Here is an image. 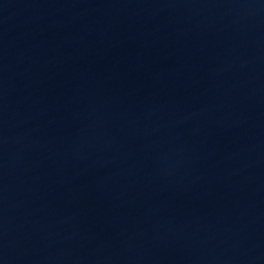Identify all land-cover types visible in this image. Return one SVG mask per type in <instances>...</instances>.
Returning <instances> with one entry per match:
<instances>
[{
  "label": "water",
  "instance_id": "95a60500",
  "mask_svg": "<svg viewBox=\"0 0 264 264\" xmlns=\"http://www.w3.org/2000/svg\"><path fill=\"white\" fill-rule=\"evenodd\" d=\"M0 264H264V0H0Z\"/></svg>",
  "mask_w": 264,
  "mask_h": 264
}]
</instances>
